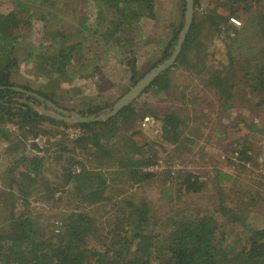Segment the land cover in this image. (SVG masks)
<instances>
[{
	"label": "rangeland",
	"instance_id": "374dc122",
	"mask_svg": "<svg viewBox=\"0 0 264 264\" xmlns=\"http://www.w3.org/2000/svg\"><path fill=\"white\" fill-rule=\"evenodd\" d=\"M98 2V0H0V65H4L8 60L12 61L17 58V60H21L22 65L20 67L17 65L12 69V80L17 84L30 85L34 89L56 92L55 104L68 112H78L93 103L111 104L100 113L104 118L115 102L133 87L128 65L130 59L137 60L141 78L161 64L154 66L163 56L165 47L173 37L177 25L185 22L187 10H184L183 7L187 0H153L151 10L148 4L143 5L146 8L143 11L137 9L142 12V15L138 23H134L131 28L134 41L128 47V53L123 52V48L119 50L116 48L111 54L108 52L106 55L109 59L103 60V63L101 61L103 67L100 70L101 74L96 71L93 77L82 78L80 80L82 82H77L80 88L69 87L67 83H62L60 87H56L54 84L47 85V76L34 75L35 70L36 73L46 71V60L43 58L44 50L47 48L44 47L42 33H45V29H47L46 31L50 29L51 32L52 28H57L59 19L67 13L70 21L68 26L62 30L68 32L64 34L65 44L73 43L72 40L76 42V39L81 38L83 33L91 34L90 32H93L94 29H100L103 33H108L109 36L111 33L104 28L109 27L113 30L114 14L112 16L110 14L107 18V14L110 12L103 11ZM247 5L244 1L238 0H198V4L193 6V15L195 13V20L200 24L202 32L198 37L200 44L197 45L195 42L193 49H190L187 54L193 61V59H197L194 56L197 53V47L198 50L203 47L207 68L202 73H198L187 67L186 63L179 62L176 67H173L174 64H172L169 66L171 67L169 88L162 90L157 86H152L133 101L135 110L142 117L133 129L122 132L131 136L135 145L151 144L157 149L159 155L157 164L147 167L149 170L155 171L156 175L146 182L132 184L129 175L118 167L121 164L119 159L136 157L137 151L135 147L126 146L127 140L123 141L121 134H118L116 139L109 138V149L114 153V156L94 158L93 152L90 150L79 147L76 150L73 149L72 141L80 137L81 134V129L78 130L72 126L76 123L75 121H67L68 125H61L45 120L35 125L36 128L31 127V124L27 127L31 133L26 137L23 134L24 131L14 123L0 122V126L8 130L12 139L18 143L16 151L11 152L7 150L9 144L0 138V226L5 224L10 215L8 201L10 189L7 187V182L12 172L8 168L23 155L27 158L37 156L41 162L39 163L40 172L35 176L37 180L29 188L32 189V192L29 193L28 202H24V205L21 199L18 209H22L30 217L32 216L37 221L36 227L50 235L54 229L56 231L57 222L64 223L66 216L72 212L88 214L101 233H105L110 227H114L124 219L123 209H126V213L134 209L127 201H132L139 206L143 201H147L150 203L154 215L161 216L163 219L171 216L177 208H183L185 205H191L205 212L213 211L215 205L218 206L219 190L212 180L214 169L227 171L237 177V182L223 183V188H225L223 193L224 195L239 196L240 191L237 188L243 189L249 182L248 177L256 178L257 172L260 171L256 166L264 162L262 155L264 134L255 133L252 135L246 124L241 120L238 122L237 118L245 115L244 117L248 119L247 122L255 121L260 123V127H264V106L261 107L263 109L259 108L263 112V116L259 118L256 116L258 111H252L256 105L250 100L253 97L251 93L247 98L249 108L242 111L233 109L225 113L226 115L218 117V102L216 101L218 96L214 89L207 85V79L213 70H221L229 64L228 52L231 46L228 44L234 42L232 41L234 39L238 38L240 42L232 46L233 50L238 45H242L237 50L238 55L244 54L245 50L249 52L251 47L255 52L264 54V40L260 39L261 37H259L260 40L257 39L258 37L253 38L259 25L251 26L250 23L252 20H257L252 18L256 16L255 14L264 11V0H254L252 7ZM19 7L24 8V10L21 8V12L17 10L18 19L21 18L20 27L14 26L11 30L2 32L4 23L7 21L6 15L11 11L16 13V8ZM98 10L104 12V14L101 12L103 15L100 21L101 28L97 25ZM208 15H215L216 18L223 16L226 19L220 21L219 29H215ZM87 16H91V18L88 19ZM28 17L30 24L26 25ZM88 20L94 23V28L89 30L86 28L88 25L85 24ZM17 22L18 20H16ZM45 22L48 27L43 26ZM123 27L121 25L120 28L123 29ZM250 32L251 37L245 36V33L250 34ZM176 42H173L175 49L178 44V41ZM40 43L43 46L41 48H39ZM49 44L50 41L47 45ZM194 46L196 47L194 48ZM94 47L91 44L92 50ZM41 51L42 53H40ZM102 54L99 53V56L104 55ZM86 59L87 57H81V63L86 64ZM90 59H94L92 54ZM243 64L244 62L241 63V65ZM237 70L240 76L242 71L236 67ZM48 77L50 76L48 75ZM243 88L251 91V88L245 84H243ZM22 101L24 100L18 99L13 104L19 107ZM28 103L42 114H46V111L64 114L47 102H35L31 99ZM151 112L159 115L173 112L180 117L182 137L177 143L160 137L161 122ZM68 116L72 117L69 114ZM147 116L151 120L144 125ZM219 118L220 120H218ZM133 132L134 134H132ZM245 135H249L254 143V147L249 150L253 159L247 165L244 164L245 162H240L238 158L239 151L245 146L243 143ZM229 151H233L234 156L230 155ZM82 163L86 166L85 169L90 172L98 171L102 178L107 179L108 186L105 195L109 196V199L92 204L82 201L83 194L79 191V187L83 185L79 186L75 181H67L70 172L77 175L84 170ZM21 168L20 166L18 169L21 170ZM16 171L18 170L15 169V174ZM168 171L171 174L170 181H166ZM186 172L199 175L200 180L204 181L203 191L186 193L180 188L181 178L179 177ZM262 180L261 186L264 187V178ZM27 184L29 185V183ZM262 189L264 191V188ZM15 192L18 193L15 195L19 196L18 190ZM164 193L167 196H164ZM226 204L240 217L235 218V227L232 229L237 231H234L233 235L246 231L247 226L243 225L244 219L253 226H262L264 223V201L260 210H255L254 205V208L250 206L247 217L241 214V203L230 200ZM215 214L218 220H226L228 217V214L223 215L219 211ZM161 227L163 226L161 225Z\"/></svg>",
	"mask_w": 264,
	"mask_h": 264
},
{
	"label": "trees",
	"instance_id": "16d2710c",
	"mask_svg": "<svg viewBox=\"0 0 264 264\" xmlns=\"http://www.w3.org/2000/svg\"><path fill=\"white\" fill-rule=\"evenodd\" d=\"M98 1L103 11L110 12H108L107 18L110 14L111 16L114 14L115 19H112L113 22L111 21L114 28L113 30L109 29V31L117 37L115 43L119 49L123 48V52L127 54L128 47L134 41L131 28L134 23H138L142 15V12L137 9L143 11V9H146L143 5L148 4L151 10L153 0ZM238 1H244L248 4V7H252L254 0ZM196 4H198V0H195L194 5ZM186 7L187 2L183 7L184 10H187ZM21 8H16V13L11 11L6 15L7 21L5 23L3 21L2 32L11 30L14 26L20 27L21 18L18 19L17 10L21 12ZM22 9L24 10V8ZM102 13L104 14V12ZM102 13L101 16L98 14L97 18H102ZM255 15L252 18L257 20H252L250 23L251 26L258 24L259 27L253 38L258 37V40H264V11L262 10L261 13ZM194 16L195 13L191 28L185 37L182 50L173 67H176L179 62H183L193 71L202 73L207 68L203 47H200V50L197 47V53L194 55L197 59L195 58L193 61L189 59L187 54L190 49H193L195 42L197 45L200 44L198 37L202 32L200 24L196 22ZM208 17L215 29H219L220 21L226 19L223 16L216 18L215 15H208ZM45 19L47 20V18ZM16 20H18L17 23ZM25 24H30L29 17ZM184 24L185 22H182L177 25L173 37L165 47L166 50L163 56L154 66L164 62L173 54L175 50L173 42L177 43L176 41H179ZM121 25L124 26L123 29L120 28ZM62 30L53 31V35H51L50 29H48L47 33H44L45 40L43 37L44 45L50 41L48 52L44 58L46 57L47 69L53 70V72L46 75L48 78L47 85L54 84L56 87H60L64 81L76 80L79 72L83 71L81 69L86 67L84 71L91 72L82 73V77L91 78L96 74V71L99 72L98 67L92 72L93 66L81 63V57L86 58L85 53L79 52L82 43L65 44L64 34L68 32ZM245 34V36L251 37V32ZM259 37L261 38L259 39ZM232 41L234 42L228 44L231 46L228 52L229 64L221 70H213L207 79V85L213 88L218 96L216 100L218 102L217 116L222 117L233 109L242 111L249 108L247 98L252 93L253 97L250 100L256 105L252 111H258L256 116L261 118L264 112L260 111L263 109L261 107L264 106V54L261 55L255 52L251 47L249 52L245 50L244 54L238 55L237 50L242 45H238L233 50L232 46L240 41H238V38ZM130 53L132 54V51ZM17 59L8 60L4 65H0V122L14 123L21 128L20 130L24 131L25 137L31 133L27 129L28 126L32 124L31 127H34L45 120L68 125L67 121L48 114H42L28 103L31 99L35 102L51 101L55 103L54 99L57 94L51 90L43 91L34 89L30 85H21L14 82L11 76L12 69L18 65L19 60ZM130 60L128 65L130 66L131 81H133L132 86H134L141 76L139 75L137 60L135 58ZM242 62H244L243 65H241ZM236 67L242 71L240 76L238 70L236 71ZM170 68L160 73L150 85L145 87L144 92H147L152 86H157L158 89L162 90L169 88L171 81ZM243 84L250 87L251 91L244 89ZM14 87H22L26 91L23 92ZM28 92L32 94H28ZM35 94L43 101L37 98ZM18 99L24 101L20 103L19 107H16L13 103ZM110 106L111 104L107 103H93L78 112L85 117L97 116ZM259 108L261 109L259 110ZM151 114L161 122L160 137L162 139L176 143L181 139L180 126L182 121L178 115L173 112H165L160 115L151 112ZM244 116L237 118V121L241 120L246 124L252 135H255V133L264 134V127H260V123L247 122L248 119ZM141 117L142 115L135 110L132 102L126 105L117 115L106 120L76 122L72 126L78 128V130L81 129V134L80 137L72 141L73 149L76 150L79 147L90 150L93 152L94 158L114 156V153L109 149V138L116 139L117 135L121 134V139L123 141L127 140L126 146L135 147L137 151L135 153L136 157L119 159L121 164L118 167L129 175L132 184L146 182L156 175L155 171L148 168L157 164L158 151L151 144L135 145L133 138L122 132L123 130L133 129ZM120 120H122V123H120ZM249 137V135L244 136L243 143H245V146L239 151L238 155L240 162H245L246 165L253 159L249 150L254 147V143ZM0 138L3 142L9 144L7 150L16 151L17 141L12 139L9 131L2 126H0ZM235 149L237 151V148ZM229 152L230 155L234 156L233 151ZM257 152L259 154V151ZM40 162L41 159L37 156L27 158L23 155L8 168L12 172L7 182V187L10 189V199L8 200L10 215L7 217L5 224L0 226V264H264V223L262 226H253L244 219L243 225L246 224L248 229L245 228L246 231L233 235V232L237 231L232 229L235 227V218L240 217L226 204L230 200L241 203V214L246 217L250 206L253 208L255 206V210L261 209L260 206L263 205L264 201V191L262 189L264 187L261 186L262 178H264V162L257 164L256 167L260 171L257 172L256 178L251 179V177H248V184L243 189L237 188L240 191L239 196L224 195L223 193L225 189L223 183L227 181L237 182V177L227 171L214 169L212 180L219 190L217 195L218 206L215 205L213 211L207 210L205 212L191 205H185L183 208H177L171 216L163 219L161 216L154 215L149 202L143 201L139 206L132 201H127L130 207L134 209L132 208L133 210L127 213L125 212L126 209H123L124 219L114 227H110L105 233H101L99 227L95 226V222L88 214L72 212L66 216L64 223L62 222V230L56 232L54 229L51 235L45 231H40L36 227L37 221L22 209H18V203L21 199L24 205V202H28L29 193L32 192V189L29 188L37 180L35 176L40 172ZM20 166L22 167L21 170L18 169ZM82 166L84 170L81 173L73 175L70 172L67 178L68 182L75 181L79 186L83 185L79 187V191L83 194L82 201L92 204L109 199L110 197L105 195L108 186L107 179L102 178L101 173L98 171L90 172L85 169L86 166L83 163ZM15 169L18 170L16 174ZM167 174L166 181H170V171ZM179 178H181L180 188L186 193H198L205 188L204 181L200 180L199 175L193 172L181 174ZM14 189L18 190L19 196L15 195L18 193ZM164 196H167L166 193H164ZM23 209H25V206H23ZM217 211L223 215L231 213L228 214L226 220H218L215 214Z\"/></svg>",
	"mask_w": 264,
	"mask_h": 264
},
{
	"label": "water",
	"instance_id": "95a60500",
	"mask_svg": "<svg viewBox=\"0 0 264 264\" xmlns=\"http://www.w3.org/2000/svg\"><path fill=\"white\" fill-rule=\"evenodd\" d=\"M193 6H194V0H187V7H186L187 11H186V16H185V24H184L183 29L181 30L180 39L178 41L177 47L174 50L173 54L167 60L161 63L158 67L152 69L149 73H147L133 87H131L127 93H125L122 97H120L115 102L111 110L105 114L104 118L101 117V114L97 116L92 115L90 117H85L79 114L78 112H68L65 109L59 108L55 103L51 101H46V102L53 105V107L57 109V111H61L65 115L61 113H57V112L51 113L48 111H46V114L51 115L60 120L75 121V122H90V121H97V120L102 121V120H106L110 117L117 115L126 105L136 100L145 91L146 89L145 87L150 85L160 73H162L164 70L169 68V66H171L172 64L176 62L182 50L185 37L187 36V33L191 28L192 19H193V11H194ZM14 88H16L17 90L23 91V92L26 91L22 87H14ZM28 94H32V93L28 92ZM36 97L43 101V99L38 97V95ZM68 114L74 117L75 119L72 117H69Z\"/></svg>",
	"mask_w": 264,
	"mask_h": 264
},
{
	"label": "crops",
	"instance_id": "0c3cea01",
	"mask_svg": "<svg viewBox=\"0 0 264 264\" xmlns=\"http://www.w3.org/2000/svg\"><path fill=\"white\" fill-rule=\"evenodd\" d=\"M98 5L101 7V5L98 3ZM100 10V9H99ZM99 10H98V14H100V16H101V12H99ZM65 13V12H64ZM98 14H97V16H98ZM69 14H67V13H65L64 15H62V17L59 19V21H58V23H59V26L57 25V28H52L51 30V35H53L52 33H53V31H57V30H64V28L65 27H67L68 26V24H69V21H70V19H69V16H68ZM88 17V16H87ZM89 18H91V16H89L88 17V19ZM100 21H101V17L99 18L98 17V23H97V25H99L100 26V28L102 27V23H100ZM48 23V22H47ZM86 24L88 25L86 28L89 30V29H92V28H94V26H93V21H91V20H88L87 22H86ZM43 26L44 27H48L47 26V24H46V22L43 24ZM107 29V31L108 32H110L109 31V27H105L104 28V30H106ZM46 30L47 29H45V33H47L46 32ZM95 30V29H94ZM91 34H82L81 35V38H77L76 39V42H81L82 43V46H81V49H80V51L79 52H83V53H85L86 54V57H87V65H92L93 67H94V69L92 70V72L94 71V70H96L95 68H99V73H100V70H102V63H103V60H106V59H109L108 57H107V53L109 52V54H111L112 52H114L115 51V49L117 48V50H119V47L116 45V43L115 42H117L116 41V39H117V37L116 36H114V34L113 33H111V34H109V36L107 35V34H105V33H103V31L102 30H100V29H98L96 32L95 31H93V32H90ZM43 34V36H44V33H42ZM44 40H45V36H44ZM73 41V43H75L74 42V40H72ZM73 43H70V44H73ZM89 43H91L93 46H95L94 47V50H92L91 49V44H89ZM44 44V43H43ZM50 45V44H49ZM56 46H57V44H56ZM41 47H43L42 46V44L40 43L39 44V48H41ZM44 47L45 48H47L48 49V45L47 44H45L44 45ZM60 47V46H59ZM90 47V48H89ZM47 49H45L44 50V56H46V53L48 52V50ZM93 52H96V53H93ZM40 53H42V51L40 52ZM82 53V54H83ZM99 53H103L102 55L103 56H99ZM91 54H92V57L94 58L93 60H91L90 58H91ZM89 55V56H88ZM113 57V56H112ZM113 58H115V57H113ZM44 60H46L45 58H43ZM101 61H102V63H101ZM26 62V61H25ZM110 62V61H109ZM112 63V62H111ZM18 65H19V67L22 65L21 64V60H19V62H18ZM114 66H115V64H114ZM45 67H46V71L45 72H37V73H40V74H37L36 73V70L34 71V75H40V76H43V77H46V75L47 74H49V73H51V72H53V70H47V65H45ZM87 68V67H86ZM86 68H84V69H81V70H83V71H80L79 72V76H77V78H76V80H73L74 81V83L73 84H71V82H73V81H64L63 82V84L64 83H67V86H71V87H73V88H75V89H78V88H80V85H79V83L80 82H82V81H80L82 78L84 79V78H86V79H89L87 76H84V77H82L81 76V74L83 73V74H86L87 72H91V71H84ZM104 71H105V69H103ZM102 73H103V71H102ZM107 73V72H106ZM109 73V72H108ZM41 74H43V75H41ZM101 74V73H100ZM104 74V73H103ZM111 77H113V76H111ZM77 82H79V83H77ZM81 85L82 86H84L82 83H81ZM63 86V85H62ZM263 116V115H262ZM260 118V117H259Z\"/></svg>",
	"mask_w": 264,
	"mask_h": 264
},
{
	"label": "built area",
	"instance_id": "2783aa9c",
	"mask_svg": "<svg viewBox=\"0 0 264 264\" xmlns=\"http://www.w3.org/2000/svg\"><path fill=\"white\" fill-rule=\"evenodd\" d=\"M150 120H151V118L149 116L145 117L144 125L147 124ZM262 155L264 156V151H263ZM58 222H57L58 226H57V229H56L57 232L62 230V222H59V223Z\"/></svg>",
	"mask_w": 264,
	"mask_h": 264
}]
</instances>
